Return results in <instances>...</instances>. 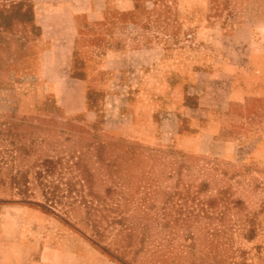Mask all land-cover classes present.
Returning a JSON list of instances; mask_svg holds the SVG:
<instances>
[{
    "label": "rangeland",
    "instance_id": "obj_1",
    "mask_svg": "<svg viewBox=\"0 0 264 264\" xmlns=\"http://www.w3.org/2000/svg\"><path fill=\"white\" fill-rule=\"evenodd\" d=\"M235 2L0 0V264H264Z\"/></svg>",
    "mask_w": 264,
    "mask_h": 264
},
{
    "label": "crops",
    "instance_id": "obj_2",
    "mask_svg": "<svg viewBox=\"0 0 264 264\" xmlns=\"http://www.w3.org/2000/svg\"><path fill=\"white\" fill-rule=\"evenodd\" d=\"M216 8L218 9V7ZM222 10L225 9H221V11ZM226 10L241 13L240 18H237L234 30L229 35L230 37L228 40L242 46L258 44L260 46L259 50L263 51L254 52L253 55L248 56V59L264 60V0H236L233 7H228ZM235 84H239L237 79ZM253 89L255 91L256 87ZM253 89L235 87L236 91H252ZM248 103H250V101ZM243 104L246 105V101H244ZM263 126L264 125H261L259 122L258 127L256 129L254 128L248 135H264ZM204 132H206V130H201L200 134L204 135Z\"/></svg>",
    "mask_w": 264,
    "mask_h": 264
}]
</instances>
